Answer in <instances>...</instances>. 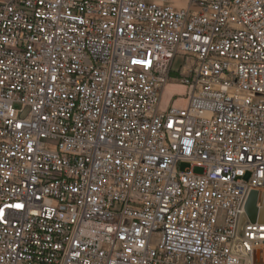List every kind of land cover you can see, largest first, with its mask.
<instances>
[{
	"label": "built area",
	"instance_id": "built-area-1",
	"mask_svg": "<svg viewBox=\"0 0 264 264\" xmlns=\"http://www.w3.org/2000/svg\"><path fill=\"white\" fill-rule=\"evenodd\" d=\"M251 192L264 0H0V264H264Z\"/></svg>",
	"mask_w": 264,
	"mask_h": 264
},
{
	"label": "rangeland",
	"instance_id": "rangeland-1",
	"mask_svg": "<svg viewBox=\"0 0 264 264\" xmlns=\"http://www.w3.org/2000/svg\"><path fill=\"white\" fill-rule=\"evenodd\" d=\"M182 64H183V59H181L180 57H176L173 60V63L171 66V74H170L171 77L177 75ZM185 93H186V89L184 87L170 83L169 85L165 87L163 91L162 99H161V107L165 108L166 106H168L174 96H178V97L184 96ZM178 97L174 98L173 107L182 108L185 105V101L183 98H178ZM14 107L16 109L20 108L18 105H15ZM186 167H187L186 165L180 164L178 166V169L184 170ZM193 172L195 174H199L201 173V170L194 169Z\"/></svg>",
	"mask_w": 264,
	"mask_h": 264
},
{
	"label": "water",
	"instance_id": "water-1",
	"mask_svg": "<svg viewBox=\"0 0 264 264\" xmlns=\"http://www.w3.org/2000/svg\"><path fill=\"white\" fill-rule=\"evenodd\" d=\"M261 202L262 208L257 211L256 204ZM245 213L250 222L258 221L264 223V195L260 196L256 192H251L248 196Z\"/></svg>",
	"mask_w": 264,
	"mask_h": 264
}]
</instances>
